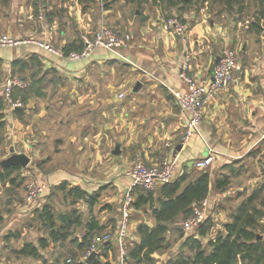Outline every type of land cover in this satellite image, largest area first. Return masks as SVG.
Segmentation results:
<instances>
[{"label":"crops","instance_id":"crops-1","mask_svg":"<svg viewBox=\"0 0 264 264\" xmlns=\"http://www.w3.org/2000/svg\"><path fill=\"white\" fill-rule=\"evenodd\" d=\"M36 1L0 0V34L37 39L70 52L82 49L83 34L106 23L120 33H129L131 40L126 47L98 46L90 57L81 60L60 57L32 41L10 47L8 57L0 54L12 71L20 65L21 72L28 75L27 81L38 84L24 102L21 114L6 110L8 153L11 146L25 152L30 161L22 170L32 168L38 178L53 181L49 184L58 186V182L66 181L68 187L79 185L97 195V199L102 191L107 196L102 207L106 215L83 213L84 222L95 217L104 230L115 232L121 223L124 196L131 185L126 171L138 157L148 165H156L164 156L178 153L177 177L188 174L189 181L201 171L210 174L204 220L211 217L213 222L207 241L223 223L232 220L241 201L264 183L242 186L240 180L242 176L251 180L264 175V30L258 31L251 21L242 22V15L220 12V6L214 3L191 4L179 12L187 25L182 36L163 28L164 19L178 16L175 8L169 14L157 3L144 2L138 7L118 0L105 8L99 0H56L58 4L49 0L40 18ZM57 10L62 13L61 19ZM228 48L236 51L240 68L235 71L229 89L217 92L206 106L199 133L182 145L187 113L173 94L187 89L180 77L181 66L189 57V74L208 83L220 55ZM138 81L142 84L134 90ZM121 93L123 97L119 96ZM117 145L120 152L114 153ZM210 153L214 155L210 165L195 166L197 159ZM225 176L229 183L218 187L217 179ZM235 182L241 189L231 193ZM83 203L90 210L96 204ZM81 205L77 207L82 212ZM41 206L39 200L32 216ZM115 208L116 214L104 212ZM217 209L220 211L215 214ZM135 211L138 215L134 219ZM145 212L149 216L144 217ZM0 217L2 220L1 212ZM144 222L155 224L151 210L148 206L133 207L126 245L139 241L137 228ZM179 222L182 224L183 220ZM12 230L2 235L4 241L13 237ZM17 234L23 233L18 230ZM42 236L25 240L16 249L17 254L37 260L43 257L40 261L51 258L52 262L45 264H66L60 261V255L68 252L63 247L57 248L54 242L42 249L41 257L19 252L25 242L38 244ZM72 239L63 243L71 244L79 253L75 256L80 264H89V259L82 260V251L77 248L81 236L76 242ZM1 248L4 251V245ZM124 253L116 241H111L103 243L94 257L101 264H132L124 259ZM159 253L154 254L156 264L165 257ZM175 257V253L168 256V261Z\"/></svg>","mask_w":264,"mask_h":264},{"label":"trees","instance_id":"trees-1","mask_svg":"<svg viewBox=\"0 0 264 264\" xmlns=\"http://www.w3.org/2000/svg\"><path fill=\"white\" fill-rule=\"evenodd\" d=\"M80 1L97 2L98 0ZM116 1L118 0H105L104 7L109 8ZM124 1L137 4L138 7L144 2L157 3L165 7L169 14L175 8L180 17L179 12L181 10L191 4L202 5L205 0ZM209 3L220 6V12L226 11L231 16L244 15L248 11V7L253 4L256 11L251 24L257 27L258 31L264 30V0H209ZM64 50L66 54L69 52V49ZM36 85L38 84L31 81L26 87L16 86L13 89V95L14 97L20 96L25 102L28 96L34 92ZM8 108L4 93H0V144L5 140L3 129L6 127L5 115ZM12 111L19 115L23 112V107H15ZM19 169H22L21 165L0 166V181L14 183L15 179L11 174ZM188 176V174L176 176L173 180L161 183L154 189L142 187L132 189L133 207L141 209L148 206L155 218V224L151 225L146 222L139 224L137 228L139 241L126 245L124 259L129 260L132 264L156 263L154 254L172 247L169 237L171 232L178 229L181 232L180 236L187 233L180 248L187 246L191 252L188 254L180 251L175 259L170 260L168 264H264V235L261 232L264 216V183L245 197L234 211L232 220L223 223L222 227L204 243L203 239L210 235L211 223L213 222L211 217L206 218L197 227L189 231H185L179 221L192 215L194 206L209 194L210 174L204 170L187 181ZM228 183L229 179L226 176L217 179L216 182L218 187H224ZM56 189L66 192L70 196L75 195L77 196L75 200L87 202L89 205H93L97 200V195L90 194L79 185L68 187L66 181L61 182L56 186ZM35 217L48 229V235L40 237L38 244L25 242L19 249L21 254L35 258L42 256V249L49 246L50 242L64 248L65 243L63 242L68 238H75L72 241L76 242L80 236L81 241H78L77 248L85 253L93 235L101 233L105 228L95 217H89L84 222L83 214L78 207H72L69 211L57 213L48 202L41 207H37ZM173 223L175 227L171 226ZM79 226H85V228L77 235H73L74 230ZM66 251L68 252L66 264H80L75 257L71 256L74 252L76 253L71 244H67ZM88 259L89 257L85 258L84 261ZM89 264H101V262L97 257H93L89 259Z\"/></svg>","mask_w":264,"mask_h":264},{"label":"built area","instance_id":"built-area-1","mask_svg":"<svg viewBox=\"0 0 264 264\" xmlns=\"http://www.w3.org/2000/svg\"><path fill=\"white\" fill-rule=\"evenodd\" d=\"M49 0H37V10L39 17L43 18L46 3ZM103 6L105 0H99ZM205 5L209 4V0L204 1ZM245 22H250V15H244ZM163 28L172 30L178 35L184 36L187 31V25L177 15H171L163 20ZM83 47L81 50L70 51L67 54L61 50L52 47L49 43L42 42L37 39H30L24 37H16L10 34H0V47H14L22 43L36 42L44 48L52 51L60 57H67L69 60H81L88 58L92 55L95 48L102 46L105 48H119L129 45L131 35L129 33H120L110 25L102 23L101 26L91 32H87L82 36ZM240 68L238 55L234 49H226L219 57L217 64L213 70L212 79L208 82H201L189 74L190 58L186 57L181 66L180 77L187 85L184 91H174V97L179 107L187 113V120L185 131L181 139V144H186L189 139L199 133V126L204 115L206 106L214 99L219 91H226L231 86L234 80V74ZM28 81L19 76H9L3 85V93L7 106L11 109L15 107H23L24 102L20 97H14V87H26ZM123 97L124 94L119 95ZM264 142V135L262 136ZM214 161V155L208 154L195 161V166L198 168H206ZM179 167V154L164 156L161 161L156 165H148L142 157H138L135 163L126 171V174L131 179V185L124 196L122 203V218L118 230H104L101 233L93 235L89 247L87 248L84 259L89 257L90 254L98 252L100 246L105 242L116 241L122 253L126 249V239L128 236L129 219L133 208L134 197L132 189L135 187H142L145 189H154L157 185L173 180L176 177V172ZM47 186L37 180H33L27 185V203L35 202L38 198L43 196ZM208 206V199H204L195 205L193 214L187 217L182 225L186 230H192L197 227L205 219V210ZM264 222V216L262 218Z\"/></svg>","mask_w":264,"mask_h":264},{"label":"rangeland","instance_id":"rangeland-1","mask_svg":"<svg viewBox=\"0 0 264 264\" xmlns=\"http://www.w3.org/2000/svg\"><path fill=\"white\" fill-rule=\"evenodd\" d=\"M25 1L30 2L31 0H25ZM57 1L54 0L53 3L58 4L59 2ZM255 11H256V7L252 4L251 7H248V11L244 15L246 16L250 15V17L252 18L251 19V22H252L254 20ZM56 14L59 18L62 16V13L59 12L58 10L56 11ZM69 16L71 19L73 18V15H69ZM240 19L242 22H244L243 21L244 19L242 17H240ZM243 27L244 26H242V28ZM9 49L10 48L8 47H0V54L4 57H8L10 55ZM238 50H240V48ZM20 68H21L20 65H18L15 68L16 70L12 71L11 66L9 65L7 66L3 60H0V93L1 94H2V87L4 85L5 79L10 74L18 75V76H21L27 79L28 75L25 73L23 74ZM9 110H12V109L9 108ZM3 133L6 134V129H3ZM8 142L9 140L7 139L5 135V140H3L2 143L0 144V159L4 158L6 154H9L8 153L9 143ZM253 169L255 170L254 166H253ZM11 175L15 179L14 183H10L8 181H0V212L1 214H3V219L0 220V248H1V244L4 245V249H3L4 251L2 250L0 251V264H45L48 261L52 262L51 258H48L45 261H40V260H43L44 258L42 257L40 260H37L31 257L19 256L16 252V249L20 247V245L25 240L36 239L38 235L40 234L44 236L48 235V232H49L48 229L42 225L39 219L32 216L31 214V212L36 207V204L39 200L42 205L47 202L50 203L52 207H54V210L57 211V213L60 211H69V209H71L72 207H77L78 204L80 203L82 204L80 207V209L82 210V214L83 213L88 214L93 211V214L96 216H103V214L106 215V213H103L102 207H104L103 205L107 203L106 202L107 196L103 195V192L101 191L102 187L99 189L101 192L98 195L96 204L93 206L92 210H90V207L88 205L84 204L83 202H79L78 200H75L77 199V196L75 195L70 196V195H67L66 192H62L61 190L56 189L57 184L56 185L49 184L50 182L52 183L53 181H43L42 179L38 178L39 175L34 174L32 168H23V170L22 169L15 170L12 172ZM33 180L34 181L37 180L40 183H44L47 186V188L45 189L43 196L38 198L35 202L27 203L26 198H25L27 195V185ZM240 180H242V184H241L242 186L244 185L249 186L251 185V183H254L255 185L259 186L260 182L264 181V175H261L258 178H251V180L248 179V177L246 176H242ZM59 183L60 182H58V185ZM232 187L233 188L231 190L232 191L231 193H236V189H241L239 188V184L238 183L236 184V182L233 184ZM231 201H234L233 205H235L236 201L234 199H232ZM107 211L113 214L117 213L116 208L113 211H111L110 209L104 210V212H107ZM219 211L220 210L217 209L214 211V213L218 214ZM110 213H107V214H110ZM137 215H138V212L135 211L133 212L132 217L135 219ZM143 215L144 217L149 216L148 212L143 213ZM225 215L226 214L224 213L223 216L225 217ZM184 220L185 219H183V221ZM171 226L175 227L174 223L171 224ZM11 228L13 229L12 230L13 237L11 239L4 241L2 239V235L4 236V233L9 231V229ZM18 230L23 233L20 235L21 237L16 236L14 234V233H18ZM81 230H83L82 227L81 228L77 227L74 230L73 235L79 233ZM261 232L264 235V227L261 228ZM180 233L181 232L178 231V229H176L174 232H171L169 240H170V244H172V247L170 249H166L165 251H162L159 253L161 257L162 256H165V257L164 259L163 258L160 259V262L158 264H168L169 263L168 256H172L174 253L177 255L180 251L187 253L190 250L187 246H183L180 248L181 244L184 242L185 237L187 235V233H185L184 236H180L181 235ZM203 242L206 243V238L203 239ZM67 244L68 243H65L64 245L65 251L67 250ZM56 247L60 248V245ZM45 250L49 251L47 249ZM81 251H82V254L80 253L81 257H82V260H84L85 253H83V250ZM63 254H66V253L63 252ZM75 254L77 256V254L79 255V253L74 252L73 254L75 259H77ZM67 256L68 255H60L61 257L60 261L65 262ZM146 264H152V263H146Z\"/></svg>","mask_w":264,"mask_h":264},{"label":"water","instance_id":"water-1","mask_svg":"<svg viewBox=\"0 0 264 264\" xmlns=\"http://www.w3.org/2000/svg\"><path fill=\"white\" fill-rule=\"evenodd\" d=\"M141 84L142 83L138 81L134 90H137ZM118 152H120L119 145H117L114 150V153H118ZM29 161H30V157L25 152L16 151L14 147L11 146L9 155L7 157L0 159V166L6 167L11 165H21L22 167H25L27 166ZM95 255L96 252L93 251L89 256V259H92Z\"/></svg>","mask_w":264,"mask_h":264}]
</instances>
